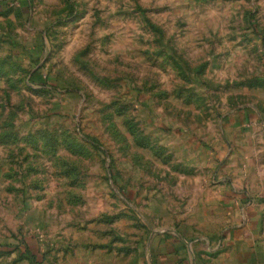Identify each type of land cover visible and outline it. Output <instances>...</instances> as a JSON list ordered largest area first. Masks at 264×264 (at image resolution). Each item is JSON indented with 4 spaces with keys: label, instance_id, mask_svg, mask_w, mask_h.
Wrapping results in <instances>:
<instances>
[{
    "label": "rangeland",
    "instance_id": "374dc122",
    "mask_svg": "<svg viewBox=\"0 0 264 264\" xmlns=\"http://www.w3.org/2000/svg\"><path fill=\"white\" fill-rule=\"evenodd\" d=\"M246 208L264 0H0V264H211Z\"/></svg>",
    "mask_w": 264,
    "mask_h": 264
},
{
    "label": "crops",
    "instance_id": "0c3cea01",
    "mask_svg": "<svg viewBox=\"0 0 264 264\" xmlns=\"http://www.w3.org/2000/svg\"><path fill=\"white\" fill-rule=\"evenodd\" d=\"M227 119L228 124L225 126L229 125L234 127V131L231 132L230 128L225 127V135L227 136L229 133L233 138H235L233 134L238 132L239 137L243 136V139H248L249 135L251 136L252 134L251 130L254 131L255 126L260 127V124L258 126L257 123L258 116L255 115V110L250 108H243V110L235 111L233 114L229 115ZM223 198L230 202H234L235 200L246 202L249 200L247 195L236 193L235 191H233V193L227 192L223 195ZM247 208L244 210L238 209L234 212L233 215L237 216H235V219H240V224L234 228H230L224 234V250L212 260L211 264H264V248H260L256 242L257 237L253 236L252 232L256 227V221L254 220L255 212ZM182 245L184 244L179 243L176 245L171 241L168 242L166 245L168 254L171 256L176 254L177 251L180 250V247H183ZM185 246L189 249L187 245ZM163 247H165V245L162 246L161 252H165L166 247ZM179 261L180 259H178V262L175 261V264H179ZM170 264H174V262Z\"/></svg>",
    "mask_w": 264,
    "mask_h": 264
}]
</instances>
